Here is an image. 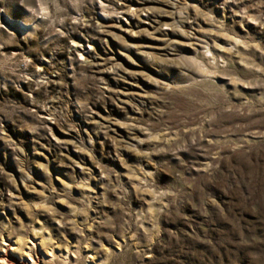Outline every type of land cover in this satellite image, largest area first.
<instances>
[{
	"label": "rangeland",
	"instance_id": "obj_1",
	"mask_svg": "<svg viewBox=\"0 0 264 264\" xmlns=\"http://www.w3.org/2000/svg\"><path fill=\"white\" fill-rule=\"evenodd\" d=\"M6 250L264 264V0H0Z\"/></svg>",
	"mask_w": 264,
	"mask_h": 264
},
{
	"label": "bare ground",
	"instance_id": "obj_2",
	"mask_svg": "<svg viewBox=\"0 0 264 264\" xmlns=\"http://www.w3.org/2000/svg\"><path fill=\"white\" fill-rule=\"evenodd\" d=\"M10 251L6 250V251L0 253V263H2V264H31L27 260L25 261L23 259L16 257L15 255L11 254ZM30 256L32 257V255H30ZM32 262H33V264L36 263L33 260H32ZM36 264H39V261Z\"/></svg>",
	"mask_w": 264,
	"mask_h": 264
}]
</instances>
